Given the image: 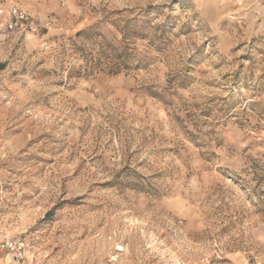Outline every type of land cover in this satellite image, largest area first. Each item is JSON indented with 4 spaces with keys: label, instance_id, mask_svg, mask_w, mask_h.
I'll return each mask as SVG.
<instances>
[{
    "label": "rangeland",
    "instance_id": "rangeland-1",
    "mask_svg": "<svg viewBox=\"0 0 264 264\" xmlns=\"http://www.w3.org/2000/svg\"><path fill=\"white\" fill-rule=\"evenodd\" d=\"M9 240L264 264V2L0 0V264Z\"/></svg>",
    "mask_w": 264,
    "mask_h": 264
},
{
    "label": "built area",
    "instance_id": "built-area-1",
    "mask_svg": "<svg viewBox=\"0 0 264 264\" xmlns=\"http://www.w3.org/2000/svg\"><path fill=\"white\" fill-rule=\"evenodd\" d=\"M221 1V0H219ZM228 1H238V0H228ZM264 2V0H260ZM10 21L8 23V28L10 30H18L29 23V18L25 12H22L16 7H12L9 10ZM3 250H5L9 255H11L13 261L16 263L23 262L27 257V245L23 240H9L2 245Z\"/></svg>",
    "mask_w": 264,
    "mask_h": 264
}]
</instances>
